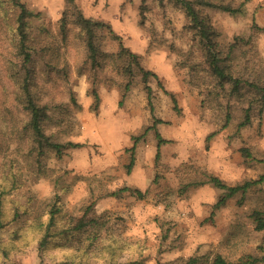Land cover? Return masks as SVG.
Masks as SVG:
<instances>
[{
	"label": "rangeland",
	"instance_id": "rangeland-1",
	"mask_svg": "<svg viewBox=\"0 0 264 264\" xmlns=\"http://www.w3.org/2000/svg\"><path fill=\"white\" fill-rule=\"evenodd\" d=\"M22 1L36 14L30 17L34 27L54 28L65 7V0ZM241 1L221 0L232 5ZM75 3L85 16L110 17L111 21H104L139 56L142 66L158 75L163 88L154 79L149 83L154 115L163 121L157 124V129L168 142L162 145L156 164V141L149 131L138 142L134 165L127 172L129 151L125 149L132 145L131 136L151 124L142 84L137 83L122 106L118 105L120 96L116 87L99 84V102L95 106L86 74L75 75L70 84L78 105L71 104L67 92L60 94L58 89L52 90L51 94H57V101L64 102L66 108L48 125L47 132L53 141L83 145L65 150L60 158L50 153L45 158L43 174L24 172L20 186L7 199L9 211L17 206L20 214L17 222L8 228L40 213L44 201L58 191L63 210L72 215L79 214L84 204L94 201V210L103 216L105 227L127 244L122 248L119 264H172L179 258L194 255L212 258L217 252L236 262L242 253H255L264 232L253 229L248 213L264 204V182L252 187L242 203H238L240 194H236L212 216V204L220 189L205 184L179 193V188L201 177L202 171L219 176L229 185L262 173L264 166L257 159L264 157V111L261 118H253L238 132L234 123L219 130L218 115L213 107L201 105L198 89L189 84L187 70L178 64L177 51L187 47L182 11L168 5L161 8L155 1L147 0L148 8L141 24L140 0H75ZM210 14L223 37L231 39L247 33L253 21L264 27V0H247L238 14L220 10H210ZM101 33V48L116 52L118 42L107 30ZM70 47V62L80 61L78 44ZM256 47L264 58V32L256 35ZM1 86L0 82V95L5 93ZM171 94L177 100L178 110L173 107ZM213 131L216 134L207 140ZM242 147L249 148L253 157L245 159L240 151ZM57 178L59 186L55 188ZM124 186L138 188L146 194L144 198H137L129 191L113 194ZM232 233H236L237 241L228 242ZM62 252L60 247H55L39 253L32 243L0 264H56L66 259ZM105 263L91 259L83 263L76 260L73 264Z\"/></svg>",
	"mask_w": 264,
	"mask_h": 264
},
{
	"label": "trees",
	"instance_id": "trees-1",
	"mask_svg": "<svg viewBox=\"0 0 264 264\" xmlns=\"http://www.w3.org/2000/svg\"><path fill=\"white\" fill-rule=\"evenodd\" d=\"M153 1L161 8L168 5L184 14L182 32L186 36L187 47L177 51L178 64L187 70L189 84L198 89L201 105L213 107L218 115L219 130L234 123L238 132L253 118H261L264 111V58L257 50L256 35L264 32V27L253 21L247 33L225 39L210 14V10L241 13L247 0L237 5L221 0ZM147 8V0H140L138 15L141 24L144 23ZM34 15L22 0H0V82L5 92L0 95V263L35 243L39 253L60 247L66 259L56 264H73L76 260L83 263L91 259L104 261L105 264H119L122 248L127 244L105 227L103 216L94 210V201L84 204L79 214L72 215L63 210L61 195L54 191L44 201L40 213L20 220L14 228L9 229L20 214L17 206L9 211L7 199L20 186L25 171L44 173L45 158L50 153L60 158L65 150L83 145L73 141H53L47 132L48 125L56 121L60 111L66 108L64 102L57 101V94H51L52 90L58 89L60 94L67 92L71 104L77 106L70 79L85 73L92 86L90 94L95 106L99 102V84L116 87L120 96L118 105L122 106L137 83L142 84L151 124L138 135H132V145L125 149L129 151L126 170L130 172L136 146L149 131H152L156 141V164L161 157L162 145L168 142L157 129V124L163 121L154 115L149 82L154 79L158 87L163 88V85L154 71L142 66L139 56L123 44L122 38L109 23L85 16L75 0H65L64 10L54 28L43 25L34 27L30 22V17ZM103 30H107L110 37L118 42L116 52L101 48ZM73 44H78L82 57L80 61L71 63L68 50ZM170 97L174 109L178 110L176 98L172 94ZM216 132L209 133L206 139L209 140ZM240 151L245 159L253 157L247 147L240 148ZM257 161L264 166V157ZM54 181L56 188L59 186L58 178ZM263 182L264 171L256 178L245 179L235 185L202 171L201 177L181 184L179 193L205 184L220 189L221 193L212 204V216L236 194H240L238 203H242L246 193ZM123 191H129L137 198H144L146 194V191L127 186L113 194ZM248 218L255 231L264 232V204L253 207ZM236 236V233H232L227 241H237ZM258 262H264V234L256 246V252L242 253L236 262L217 252L212 258L194 255L179 258L172 264Z\"/></svg>",
	"mask_w": 264,
	"mask_h": 264
},
{
	"label": "crops",
	"instance_id": "crops-1",
	"mask_svg": "<svg viewBox=\"0 0 264 264\" xmlns=\"http://www.w3.org/2000/svg\"><path fill=\"white\" fill-rule=\"evenodd\" d=\"M92 17H95V18H101V19L106 20V21H107V20H108V21H111V20H110V19H111L110 17H103V16H101V15H97V14H96V15H93Z\"/></svg>",
	"mask_w": 264,
	"mask_h": 264
}]
</instances>
